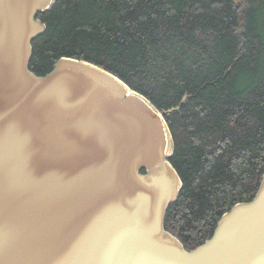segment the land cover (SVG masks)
<instances>
[{
    "label": "water",
    "instance_id": "95a60500",
    "mask_svg": "<svg viewBox=\"0 0 264 264\" xmlns=\"http://www.w3.org/2000/svg\"><path fill=\"white\" fill-rule=\"evenodd\" d=\"M56 1L0 0V264H264V175L187 250L164 226L182 189L164 113L84 60L29 69Z\"/></svg>",
    "mask_w": 264,
    "mask_h": 264
},
{
    "label": "trees",
    "instance_id": "16d2710c",
    "mask_svg": "<svg viewBox=\"0 0 264 264\" xmlns=\"http://www.w3.org/2000/svg\"><path fill=\"white\" fill-rule=\"evenodd\" d=\"M29 69L95 64L164 113L182 189L164 226L187 250L264 175V0H57ZM142 172H144L142 170Z\"/></svg>",
    "mask_w": 264,
    "mask_h": 264
}]
</instances>
